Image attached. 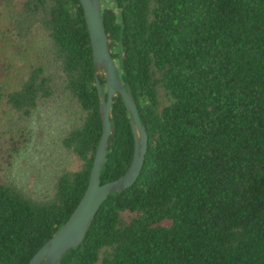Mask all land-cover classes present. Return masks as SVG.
<instances>
[{"label": "trees", "instance_id": "obj_1", "mask_svg": "<svg viewBox=\"0 0 264 264\" xmlns=\"http://www.w3.org/2000/svg\"><path fill=\"white\" fill-rule=\"evenodd\" d=\"M103 21L148 146L135 182L109 193L57 264H264V0H103ZM4 34L27 60L13 87L0 82V264H27L86 187L99 97L79 0H16ZM41 108L59 131L32 190L10 171ZM110 118L101 182L133 152L119 93Z\"/></svg>", "mask_w": 264, "mask_h": 264}, {"label": "water", "instance_id": "obj_2", "mask_svg": "<svg viewBox=\"0 0 264 264\" xmlns=\"http://www.w3.org/2000/svg\"><path fill=\"white\" fill-rule=\"evenodd\" d=\"M79 3L89 34L95 87L99 97L101 133L81 197L65 221L38 247L27 264H57L67 250L81 243L100 204L109 193L121 191L135 182L142 169L148 146L147 130L141 121L138 107L121 80L119 69L110 51L103 21V0H79ZM99 71L105 76V94L99 80ZM117 93L121 95L128 113L133 136V152L127 168L121 175L101 182L100 170L105 162L109 138L114 133L110 117L113 98Z\"/></svg>", "mask_w": 264, "mask_h": 264}, {"label": "rangeland", "instance_id": "obj_3", "mask_svg": "<svg viewBox=\"0 0 264 264\" xmlns=\"http://www.w3.org/2000/svg\"><path fill=\"white\" fill-rule=\"evenodd\" d=\"M16 0H0V82L5 89L16 84L17 76L26 66L25 58L4 34L6 18L10 7ZM41 43V39H37ZM9 113L5 110L4 101L0 104V129L8 119ZM56 115L53 109L41 108L31 117L32 139L14 159L10 171L16 180L22 182L26 188L37 189L43 186L48 179L49 158L52 150L45 147L46 139L58 134ZM45 143V144H44ZM51 146V145H49ZM49 150V151H48ZM66 162L69 166H76L72 156H68Z\"/></svg>", "mask_w": 264, "mask_h": 264}]
</instances>
